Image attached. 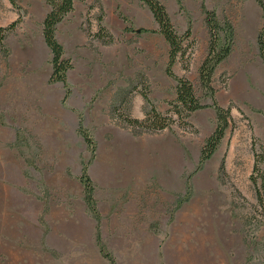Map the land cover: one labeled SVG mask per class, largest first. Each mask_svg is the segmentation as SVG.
<instances>
[{
	"label": "rangeland",
	"instance_id": "obj_1",
	"mask_svg": "<svg viewBox=\"0 0 264 264\" xmlns=\"http://www.w3.org/2000/svg\"><path fill=\"white\" fill-rule=\"evenodd\" d=\"M75 1L80 20H65L60 32L88 39L78 48L70 39L57 40L72 64L67 96L62 83L47 81L51 53L39 39L38 16L48 6L44 0H16L23 18L4 40L8 54L0 50V264H264V207L250 180L253 151L261 153L264 145V65L256 46L264 18L256 1L160 0L179 34L188 25L191 30L190 68L183 71L177 62L173 72L190 80L201 102L213 99L232 116L217 150L197 171L203 140L215 127L213 108L191 113V128L140 135L117 116L142 118L148 109L142 91L162 115L175 99L176 83L165 74L167 43L150 32L157 25L149 10L143 15L139 0ZM201 4L233 29L231 52L212 75V98L197 74L208 42ZM17 13L0 0V27ZM99 15L114 37L107 45L90 37ZM105 16L121 22L115 34L103 24ZM108 59L117 68L109 76ZM79 121L93 152L77 132ZM82 164L111 260L95 240L96 222L79 180ZM139 172L152 174L144 187ZM257 183L261 190L258 176Z\"/></svg>",
	"mask_w": 264,
	"mask_h": 264
},
{
	"label": "trees",
	"instance_id": "obj_2",
	"mask_svg": "<svg viewBox=\"0 0 264 264\" xmlns=\"http://www.w3.org/2000/svg\"><path fill=\"white\" fill-rule=\"evenodd\" d=\"M11 6L18 12L17 17L9 25L0 27V50L6 56L8 50L4 46V40L6 36L12 32L15 27L21 23L23 18L21 7L16 3V0H8ZM48 5V13L45 14L41 26H42V37L46 46L49 48L51 53L50 65L51 72L48 77V83H62L65 89V96L68 94L67 84H66V72L72 68V64L69 59L63 57V48L61 44L57 41L55 36L56 26L60 23L64 17L73 11L74 0H44ZM257 5L260 7L263 18H264V0H255ZM140 4L152 15L154 22L157 25L156 30H151L150 32L158 33L163 37L168 45L167 61L165 64V74L171 77L175 85V99L170 103V108L162 115L158 112L155 106L151 103L148 98L146 91L140 92L142 99L148 105V109L144 112L142 118H135L130 115H124L119 112L117 116L122 119V121L131 128L134 135H140L144 132H158L162 130H171L172 126H178L179 128H191V124L188 122V118L191 113L211 107L215 113V127L214 130L203 140V144L199 151L198 164L196 166V171L201 168L205 160L207 161L217 150L220 141L224 137L226 129L232 124V116L230 115L229 108H224L219 105L215 100L212 99L210 104H205L200 101L195 92L192 83L185 76H177L173 72L174 63H181L183 71H188L190 68V60L193 56V51L187 53L188 49L192 46V41L190 40L191 30L190 25L186 27L183 33L179 34L166 11L165 6L160 2V0H139ZM201 4V12L203 15V23L206 27L208 34V42L206 47V53L202 58V61L198 64L197 74L199 85L205 94H208L211 98L214 94V88L212 87V75L217 67V65L222 62L231 52V46L233 44V29L228 23H224L222 26L217 20L215 12L211 9L204 7ZM91 9V5L88 6V10ZM103 16L99 15L97 17L98 28L97 31L92 33L90 37L100 39L101 43L104 45L110 44L114 41V37L107 32V30L100 25ZM125 20L124 18H122ZM124 30H127L125 27ZM146 29L140 28L138 32L145 31ZM90 35L89 33H87ZM258 54L264 65V25L257 34L256 37ZM77 132L82 135V138L86 142L90 150L94 151V142L88 131L82 126L81 121H79ZM253 148V145H252ZM264 155V145L262 146V152L258 153L253 151V165L252 173L250 175V180L256 186V195L258 198V203L264 207L263 194H264V161L260 158ZM259 164H263L261 171H259ZM219 172L224 170L223 159L220 162ZM81 173L79 180L83 186L84 193V203L86 204L89 212L92 214L93 219L96 222L95 226V240L99 247V252L102 256L111 260V257L104 250L101 243L100 234L98 230L99 223V213L95 207V201L93 199V183L89 178L86 170V165L82 164ZM258 175L254 176V174ZM257 176L260 179L261 190L257 187ZM189 178V177H188ZM188 178H186V183ZM189 187L186 186V195L188 193ZM262 191V193H261ZM187 199V196L185 200Z\"/></svg>",
	"mask_w": 264,
	"mask_h": 264
},
{
	"label": "crops",
	"instance_id": "obj_3",
	"mask_svg": "<svg viewBox=\"0 0 264 264\" xmlns=\"http://www.w3.org/2000/svg\"><path fill=\"white\" fill-rule=\"evenodd\" d=\"M134 1V0H133ZM137 2H138V0H137ZM73 6H74V8H73V11H71L70 13H68L65 17H64V19L60 22V23H58V25L56 26V31H55V36H56V39H58V41L62 44V41H61V38L62 39H64L65 41L67 40V39H70L69 41H70V43L72 44V46L74 47V48H78V47H80V46H85V44H86V41H87V39L88 38H86V36L82 33H74V32H72V31H70V33H69V30L67 31H64V34H61V32H60V27L63 25V22H65V20H66V22L69 20V19H72V20H76V19H79L80 20V14L78 13L77 15H74L75 14V10L77 9V4H76V1L74 0V4H73ZM118 6V3H114V8L113 9H115V7H117ZM48 10H49V7L48 6H45L44 7V9H42V13H39V20H40V25H41V22H42V20H43V18H44V16H45V14L46 13H48ZM143 11H142V13H143V15L145 14V15H147L144 11L146 10L145 9V7H143V9H142ZM113 16V15H112ZM148 17V16H147ZM147 19V18H146ZM148 20V19H147ZM103 24H105V26L110 30V32L112 33V34H115V31L116 30H114L115 28H116V26H118V25H121V22H119L118 20H116V17H115V21H111V17L109 18L108 16H105L104 17V20H103ZM39 39H43V37H42V32H41V26H40V29H39ZM192 33H193V31H192ZM61 37V38H60ZM164 40V39H163ZM201 40H202V42H203V40H204V45H206V33H205V35H204V37H202L201 36ZM166 48H168V45H166ZM202 48H203V50L205 49V51H206V48H205V46L203 47L202 46ZM102 50V49H101ZM106 50H108V52H111L112 54H115L116 53V50L115 51H113L112 50V48L111 47H109L108 49H106ZM104 52V51H103ZM111 59H108V67H109V69H108V72H107V76H109L111 73H117V68H116V63L114 62V61H110ZM165 66V65H164ZM112 71V72H111ZM83 80H84V82H83V89H85V87L87 88V89H89L90 88V85H89V80L87 81L86 79H84L83 78ZM106 82V81H105ZM98 84H101V81H98V82H96L94 85H98ZM88 85V86H87ZM93 85V86H94ZM201 110V109H200ZM151 175L152 174H150V173H144V172H139L138 173V179H139V181H140V183L138 184V186L139 187H144L147 183V180H150L152 177H151Z\"/></svg>",
	"mask_w": 264,
	"mask_h": 264
}]
</instances>
